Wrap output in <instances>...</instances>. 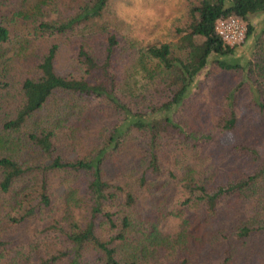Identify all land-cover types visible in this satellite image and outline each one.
Listing matches in <instances>:
<instances>
[{
  "label": "trees",
  "instance_id": "trees-1",
  "mask_svg": "<svg viewBox=\"0 0 264 264\" xmlns=\"http://www.w3.org/2000/svg\"><path fill=\"white\" fill-rule=\"evenodd\" d=\"M48 2L0 23V264H264V0H185L153 44L104 20L111 0L37 21ZM231 16L255 37L245 66L221 59ZM213 55L245 79L211 68L193 90Z\"/></svg>",
  "mask_w": 264,
  "mask_h": 264
},
{
  "label": "rangeland",
  "instance_id": "rangeland-1",
  "mask_svg": "<svg viewBox=\"0 0 264 264\" xmlns=\"http://www.w3.org/2000/svg\"><path fill=\"white\" fill-rule=\"evenodd\" d=\"M38 1L0 0V23L7 25L5 21L10 20L14 12H25L33 8ZM84 1L86 0H49L48 4L42 7L41 15L37 17V21H57L61 18H67ZM185 3V0H111L105 12L104 20L111 25H116L119 33L123 36L132 37L143 44H153L158 41L167 42L173 38L174 26L181 25L186 21L187 8ZM249 23L254 27L255 35L259 34L264 29V13L250 16ZM254 40L255 37H250L241 46L235 47L232 55L221 59L245 66L251 57ZM213 59H216L215 55L210 57L207 67L195 79L193 90L200 84L210 83V80L206 79L211 68H213L212 71L215 76L226 83L235 84L240 79H245V73L240 71L234 73L216 72L214 70L216 67H213ZM56 69L61 74L66 71L65 69H68L65 56L59 58ZM135 77L137 79L138 76ZM139 82L143 83V81ZM208 87L209 85H206L205 91L208 90ZM236 106H238L236 112L240 118L249 113L247 125L250 128L263 132L260 118L255 111H251L249 108V99L241 97ZM215 109V113L220 112V107ZM251 112L253 114L250 116ZM237 140L233 134L225 133L220 144L222 147H232ZM165 231L173 232V226L170 224Z\"/></svg>",
  "mask_w": 264,
  "mask_h": 264
},
{
  "label": "built area",
  "instance_id": "built-area-1",
  "mask_svg": "<svg viewBox=\"0 0 264 264\" xmlns=\"http://www.w3.org/2000/svg\"><path fill=\"white\" fill-rule=\"evenodd\" d=\"M215 33L224 44L236 47L241 45L245 40L246 28L239 18L231 16L216 21Z\"/></svg>",
  "mask_w": 264,
  "mask_h": 264
}]
</instances>
